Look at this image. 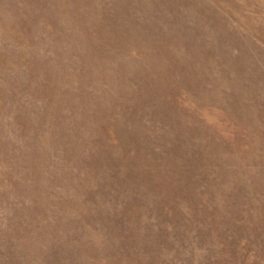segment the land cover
<instances>
[{
	"label": "rangeland",
	"instance_id": "374dc122",
	"mask_svg": "<svg viewBox=\"0 0 264 264\" xmlns=\"http://www.w3.org/2000/svg\"><path fill=\"white\" fill-rule=\"evenodd\" d=\"M0 264H264V0H0Z\"/></svg>",
	"mask_w": 264,
	"mask_h": 264
}]
</instances>
